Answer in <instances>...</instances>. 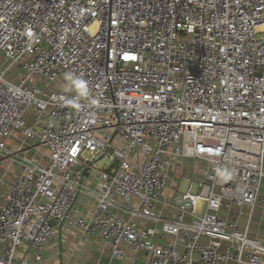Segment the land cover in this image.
I'll return each mask as SVG.
<instances>
[{"label":"built area","instance_id":"2783aa9c","mask_svg":"<svg viewBox=\"0 0 264 264\" xmlns=\"http://www.w3.org/2000/svg\"><path fill=\"white\" fill-rule=\"evenodd\" d=\"M65 73L90 99L61 102ZM0 158L21 168L0 264H31L24 243L41 264L64 226L113 258L264 264L244 211L264 182V0H0ZM187 160L202 178L181 193Z\"/></svg>","mask_w":264,"mask_h":264},{"label":"crops","instance_id":"0c3cea01","mask_svg":"<svg viewBox=\"0 0 264 264\" xmlns=\"http://www.w3.org/2000/svg\"><path fill=\"white\" fill-rule=\"evenodd\" d=\"M17 144L16 138L8 140L10 149H15ZM20 172L21 168L18 164L10 166L8 160L0 158V207L5 204L8 185L14 182ZM77 208L79 212L88 214L93 209V203L89 200H81L78 202ZM244 211L246 214L252 212L254 216L249 235L264 242V182L254 210L244 207ZM242 228H244V224H242ZM6 246L7 244H0V253ZM17 257L18 260L25 258L34 264L33 246L24 243L18 248ZM41 264H145V256L143 253L135 254L132 250H127L124 258H113L110 244L99 233L96 232L84 238L82 230L79 228L64 226L61 237L47 244Z\"/></svg>","mask_w":264,"mask_h":264},{"label":"rangeland","instance_id":"374dc122","mask_svg":"<svg viewBox=\"0 0 264 264\" xmlns=\"http://www.w3.org/2000/svg\"><path fill=\"white\" fill-rule=\"evenodd\" d=\"M61 82L64 83V88H65L67 82L66 81H61ZM187 161L188 162H185V161L184 162H180L179 164H177L174 167V170H173V177L177 179L179 177V175H180L179 172H178L179 169L176 170L178 167H180L181 170H182L183 169L182 166L183 165L185 166L188 163V165H186V166H188L189 168H191V171H186L185 172V170H184L182 172V175H184V177H182L181 183H180V187L178 189V191L181 192V193H183V192H185L187 190V188H188V186L190 184L191 179L199 180V179L202 178V173L201 172H199L198 175H196V176L194 175V172H193V169L195 167L201 168V166L198 165V164H196V161H194V160H187ZM109 165H110V158L109 157H105V158H103L102 160H100V161H98L96 163V167L99 168V169H104V168L106 169V168L109 167ZM197 189H198V185L195 182L194 189H193L194 192H196Z\"/></svg>","mask_w":264,"mask_h":264},{"label":"clouds","instance_id":"9594fccd","mask_svg":"<svg viewBox=\"0 0 264 264\" xmlns=\"http://www.w3.org/2000/svg\"><path fill=\"white\" fill-rule=\"evenodd\" d=\"M64 79L67 82L65 91L75 90V97L61 96L60 100L66 105H73L79 103L81 99H90V90L87 82L82 77L74 76L72 73H65Z\"/></svg>","mask_w":264,"mask_h":264}]
</instances>
